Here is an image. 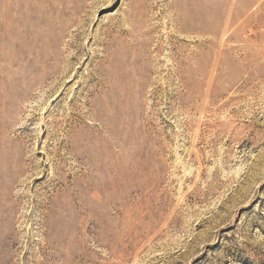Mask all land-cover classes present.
Returning <instances> with one entry per match:
<instances>
[{"label": "rangeland", "instance_id": "rangeland-1", "mask_svg": "<svg viewBox=\"0 0 264 264\" xmlns=\"http://www.w3.org/2000/svg\"><path fill=\"white\" fill-rule=\"evenodd\" d=\"M0 264H264V0H0Z\"/></svg>", "mask_w": 264, "mask_h": 264}, {"label": "bare ground", "instance_id": "bare-ground-1", "mask_svg": "<svg viewBox=\"0 0 264 264\" xmlns=\"http://www.w3.org/2000/svg\"><path fill=\"white\" fill-rule=\"evenodd\" d=\"M5 1H6V3H9V0H5ZM5 14H6V13H5ZM5 14H4V15H5ZM4 17H5V16H4ZM8 23H10L9 20H8ZM4 28H5V26H4ZM3 31H4V30H3ZM9 31H12V30H9ZM25 32H26V31H25ZM5 34H7V30H6V29H5ZM10 34H11V33H10ZM12 34H13V33H12ZM8 38H9V37H8ZM57 72H58V75H62V74L65 75V74H64L65 72L62 71V70H59V71H57ZM57 72H56V73H57ZM47 74H48V73H47ZM52 74H53V73H52ZM49 75H50V74H49ZM52 86H53V85H52ZM51 89H52V88H51ZM16 162H17V161H16ZM14 164H15V163H14ZM12 165H13V164H12ZM16 169H17V168H16ZM16 169H15V170H16ZM15 178H17V176H13V179H15ZM11 179H12V178H11Z\"/></svg>", "mask_w": 264, "mask_h": 264}]
</instances>
